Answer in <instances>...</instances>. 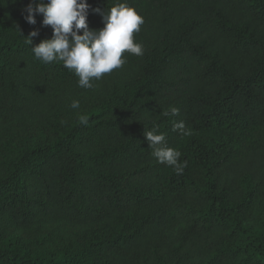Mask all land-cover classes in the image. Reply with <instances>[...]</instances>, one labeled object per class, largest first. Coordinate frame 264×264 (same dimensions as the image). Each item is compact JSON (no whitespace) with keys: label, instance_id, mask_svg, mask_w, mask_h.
<instances>
[{"label":"trees","instance_id":"16d2710c","mask_svg":"<svg viewBox=\"0 0 264 264\" xmlns=\"http://www.w3.org/2000/svg\"><path fill=\"white\" fill-rule=\"evenodd\" d=\"M30 2L0 0V264H264V0H87L90 29L144 19L143 55L90 89L35 58Z\"/></svg>","mask_w":264,"mask_h":264},{"label":"clouds","instance_id":"9594fccd","mask_svg":"<svg viewBox=\"0 0 264 264\" xmlns=\"http://www.w3.org/2000/svg\"><path fill=\"white\" fill-rule=\"evenodd\" d=\"M90 5L87 0H32L23 12L27 23L36 24V15L42 14L43 26L52 29L51 39L42 40L31 47L36 59L43 63L63 62V66L74 71L78 77V85L85 89L93 88V80H100L105 74L121 68L126 62L125 52L136 56L143 55V46L134 41V33L140 31L144 19L127 3H118L106 11L100 8L92 11L100 14L104 27L99 30L90 29L87 16ZM82 32V34H81ZM39 35L38 30L29 33L27 41ZM78 100H73L71 108L78 109ZM179 109L172 107L163 115L177 116ZM79 121L88 123V117L81 115ZM185 125L182 121L174 124V129L183 134ZM153 156L158 163L173 168L177 175L183 174L187 162L180 161L181 153L165 145V135L148 131L144 133Z\"/></svg>","mask_w":264,"mask_h":264}]
</instances>
